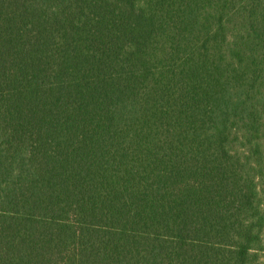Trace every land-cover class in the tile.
I'll list each match as a JSON object with an SVG mask.
<instances>
[{
	"label": "trees",
	"instance_id": "16d2710c",
	"mask_svg": "<svg viewBox=\"0 0 264 264\" xmlns=\"http://www.w3.org/2000/svg\"><path fill=\"white\" fill-rule=\"evenodd\" d=\"M0 264H264V0H0Z\"/></svg>",
	"mask_w": 264,
	"mask_h": 264
}]
</instances>
